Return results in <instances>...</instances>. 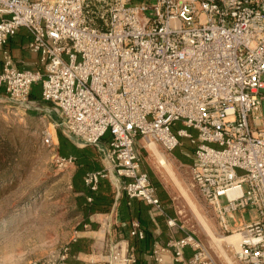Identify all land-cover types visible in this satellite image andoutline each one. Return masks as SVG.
<instances>
[{
  "label": "built area",
  "instance_id": "obj_1",
  "mask_svg": "<svg viewBox=\"0 0 264 264\" xmlns=\"http://www.w3.org/2000/svg\"><path fill=\"white\" fill-rule=\"evenodd\" d=\"M21 29L37 70L18 68L7 48ZM0 59V89L12 103L38 108L30 95L39 85L40 102L58 115L42 132L45 146L57 147L59 127L78 148L98 149L103 167L84 178L91 192L108 179L116 197L143 202L182 234L154 245L153 264L167 254L173 264H221L179 216L164 212L142 170L140 149L171 153L181 138L193 147L192 185L218 232L241 235L238 249L228 244L226 264H264V0H0ZM61 160L76 166L72 156ZM248 208L257 219L238 225L236 214ZM130 235L145 239L138 222ZM108 249L107 264L137 262L124 240ZM70 258L67 244L54 259L26 264Z\"/></svg>",
  "mask_w": 264,
  "mask_h": 264
},
{
  "label": "rangeland",
  "instance_id": "obj_2",
  "mask_svg": "<svg viewBox=\"0 0 264 264\" xmlns=\"http://www.w3.org/2000/svg\"><path fill=\"white\" fill-rule=\"evenodd\" d=\"M37 105L25 111L9 100L5 90L0 91V264L54 259L79 230L81 211L72 191L76 166L62 162L59 140L56 148L43 144V130L53 129L51 124L59 122V117L50 104ZM180 127L177 124L175 129ZM56 131L57 136L60 132L64 135L59 127ZM109 137L103 139L105 143ZM180 140L182 145L171 153L140 149L142 170L164 184L175 198L182 222L221 264H226L233 249L227 242H222L220 248L214 238L233 234L218 232L213 213L192 185L189 166L193 147L189 140ZM159 155L171 165L181 186H176L160 166ZM100 160L102 163L101 156ZM242 217L245 222L257 219L251 208L236 214L238 225H242Z\"/></svg>",
  "mask_w": 264,
  "mask_h": 264
},
{
  "label": "crops",
  "instance_id": "obj_3",
  "mask_svg": "<svg viewBox=\"0 0 264 264\" xmlns=\"http://www.w3.org/2000/svg\"><path fill=\"white\" fill-rule=\"evenodd\" d=\"M29 41L30 37L28 32L25 29H21L9 40L7 48L11 52L18 68L37 70L38 56L30 52L28 48ZM152 179H154L161 189V193L159 194V191L157 190V194L164 212L170 217H178L179 215L178 210L176 209L175 198L166 190L164 184L156 180L154 177H152ZM158 186L155 185L156 188ZM139 203L145 206L146 210L144 212L134 211L132 214L134 216L139 215L138 217L143 223L142 227L146 228L149 235H152L151 240L146 239L143 242L138 240L137 244L140 247L135 248L130 242V238L134 239V237L130 235L131 227H128V223L120 212H115L113 210L110 213L93 214L89 216L88 221L84 223V225L82 223L83 221L85 222V218L81 213V220L78 227L79 230L75 232L76 236H78L76 241L87 239L91 241V245L88 251H80L74 256L71 255L69 260L70 264H107L109 244L112 241L122 240H124L127 245L134 248L137 257L136 263L153 264L150 259V253L154 245H166L173 238L181 237L182 234L178 230L170 229L166 224L165 217L156 215L153 219L151 217V207L141 201H139ZM133 222L139 223V221L133 219L130 224ZM81 226H83L82 229H80ZM191 256L192 252L189 249L185 250V259L189 260ZM165 264H173L170 254L165 256Z\"/></svg>",
  "mask_w": 264,
  "mask_h": 264
},
{
  "label": "trees",
  "instance_id": "obj_4",
  "mask_svg": "<svg viewBox=\"0 0 264 264\" xmlns=\"http://www.w3.org/2000/svg\"><path fill=\"white\" fill-rule=\"evenodd\" d=\"M2 70V62H0V72ZM4 89H0L3 91ZM32 100L41 101V90L40 86H34L32 88V92L30 95ZM58 154L61 158H69L74 157L76 159V170L72 177V191L76 195L77 207L83 214L86 223L88 221L89 216L96 213H110L113 210L115 212H120L123 214L125 221L128 223V227H131L130 222L133 219L139 221L141 228L145 233V239L140 240L141 242L146 239L151 240L152 235L146 231V228L142 227L143 223L141 219L138 217L139 215H133L134 211L136 212H144L146 207L139 203L138 200H129L126 194L121 193L118 197H116V192L114 187L110 183L108 179H101L99 181V186L96 192H91L84 183V178L87 173L92 171H99L102 169L103 165L100 160V153L96 147L87 146L85 148H78L75 146L70 139L64 136L61 132L58 133ZM153 184H158L152 179ZM159 187V186H158ZM157 190L160 192V187ZM88 198H91L92 201L88 202ZM81 224V225H82ZM83 226L80 227L82 229ZM138 239L134 237V239L130 238L131 244L135 246V248H139L140 246L137 244ZM91 245V241L87 239L79 240L74 243H70V253L72 256L77 254L80 251H88ZM138 264V263H136Z\"/></svg>",
  "mask_w": 264,
  "mask_h": 264
},
{
  "label": "bare ground",
  "instance_id": "obj_5",
  "mask_svg": "<svg viewBox=\"0 0 264 264\" xmlns=\"http://www.w3.org/2000/svg\"><path fill=\"white\" fill-rule=\"evenodd\" d=\"M158 158H159V164H160V166L163 167L164 170H165V172L169 175V177H171L173 183L176 186H181L180 185V181L178 180V178L176 177V175L174 174V172H173V170L171 168V165L161 155H159ZM188 200L191 203L190 199H188ZM197 216H199V215H197ZM214 239H215V242L217 243V245L220 248H221L222 242H227L228 244L234 245V247L236 249H238L239 246H240V242H241V235L238 234V233H236V234H233L232 236L222 237V238H214Z\"/></svg>",
  "mask_w": 264,
  "mask_h": 264
}]
</instances>
